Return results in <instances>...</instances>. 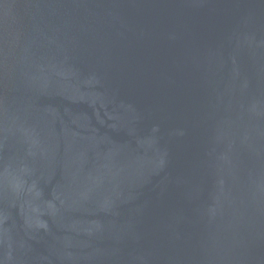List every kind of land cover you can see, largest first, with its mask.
I'll list each match as a JSON object with an SVG mask.
<instances>
[{
	"label": "water",
	"instance_id": "1",
	"mask_svg": "<svg viewBox=\"0 0 264 264\" xmlns=\"http://www.w3.org/2000/svg\"><path fill=\"white\" fill-rule=\"evenodd\" d=\"M0 264H264V0H0Z\"/></svg>",
	"mask_w": 264,
	"mask_h": 264
}]
</instances>
